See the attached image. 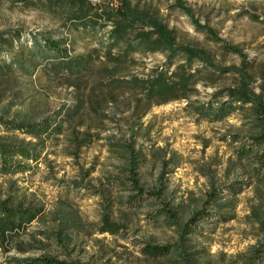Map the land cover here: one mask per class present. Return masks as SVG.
<instances>
[{"label": "rangeland", "instance_id": "obj_1", "mask_svg": "<svg viewBox=\"0 0 264 264\" xmlns=\"http://www.w3.org/2000/svg\"><path fill=\"white\" fill-rule=\"evenodd\" d=\"M83 1L92 9L77 21L52 16L34 2H0V116L41 121L57 115L60 124L41 138L43 150L31 171L0 173V198H24L44 209L16 237L33 246L32 251H0V264L41 254L77 264H264V231L256 221L264 218V183L257 182L234 198L219 192L223 196L218 202L233 201L227 211L233 218L198 221L196 234L186 240L184 260L175 252L150 256L143 250L146 244L178 245V222L202 208L211 209L206 200L213 189L250 180L244 164L235 160L238 144L232 140L258 129L248 107L213 120V113L201 117L196 103L189 106L186 99L148 103L139 81L165 67L168 75L174 73L185 56L178 53L169 62L163 52H126L133 32L120 40L111 35L119 1ZM129 4L164 23L176 46L201 49L208 56L210 63L194 58L187 65L200 78L191 100L222 102L225 90L236 87L243 74L251 79L254 92H261L264 0ZM63 38L66 43L59 46H65L69 57L85 60L84 66L67 67L60 52L46 48L48 40ZM224 44L240 54L226 51ZM22 138L29 140L20 133L0 135ZM129 141L144 154L138 164L140 186L150 192L163 186L160 202L136 197L128 185L124 144ZM132 195L134 204L128 201ZM162 206L181 220L172 225L154 219V211ZM105 220L119 230L101 233Z\"/></svg>", "mask_w": 264, "mask_h": 264}, {"label": "trees", "instance_id": "obj_2", "mask_svg": "<svg viewBox=\"0 0 264 264\" xmlns=\"http://www.w3.org/2000/svg\"><path fill=\"white\" fill-rule=\"evenodd\" d=\"M2 1L20 3L22 5H29V3L34 2L44 7L52 16L61 19L68 18L71 21L85 19L88 12L92 9V6L83 0H0V2ZM118 1L114 14L112 13L116 23L111 30V35L112 38L120 40L122 38L127 39L129 31L133 32L132 40L126 45V52L130 50H137L141 53L163 52L167 53L169 62L178 53L185 56L184 64L177 65L174 73L170 72L168 75L167 67H165V69L161 68L155 71L150 78L139 81L142 95L148 103L164 104L169 101L186 99L189 106L196 103V111L201 117H207L210 113H213L211 116L213 120L223 118L236 110L248 107L253 113V118H255L254 127L258 129L254 134L232 140L233 143L237 142L238 144L234 148L235 160L244 164V173L250 180H235L223 188L213 189L206 200V205L210 206L211 209L202 208L195 211L183 223L178 222V239L180 242L178 245L153 246L146 244L143 246V250L146 251L147 255L162 256L175 252L180 255V260H184L183 255L188 254L185 250L186 240L196 234L198 221L217 217V219L225 222L233 218V215L227 212L228 209L233 208V201L218 202V197L223 196L219 192L226 191V197L234 198L248 189L252 183H264V83L261 92L255 93L251 87V79L243 74L241 81L238 82L236 87L225 90L226 100L219 103L216 101L215 103L206 102L204 104L191 100L190 97L194 93L195 86L200 81V78L198 77V72L196 70H188L187 65H190L194 58L210 63L208 56L201 49L176 46L172 31L164 23L151 14L133 9L129 4V0ZM176 5L181 10L188 11L181 3L178 2ZM216 40L220 42V40ZM60 43H66V39L48 40L45 44L48 50L60 52L63 55V65L72 67L76 64H81L84 66L85 60L69 57L67 49L65 46L61 48L59 46ZM223 46L228 52L240 54L239 49L234 46L229 44H224ZM23 63L20 62L18 66L22 67ZM75 69L81 70L82 67ZM58 117L55 115L53 119L44 118L41 121H29L7 119L0 116V135L15 136L20 133L24 137L29 138V140L22 138L19 141L0 139V173L6 175L31 171L38 162L43 150L41 138L50 135L55 129H60ZM82 141L84 143V140ZM124 150L126 152V180L132 191H135L136 197H150L160 202L164 190L163 186L159 187L156 192H150L139 184L138 164L144 154L140 150H136L131 141L124 144ZM128 201L129 203H136L133 195L129 197ZM43 213L44 209L42 206L25 203L24 198H20L16 202L11 196L0 198V251L2 253H6L11 249H17L22 253L32 251L33 246L31 244H28L31 246V248H28L21 241L16 240V237L19 233L25 231L33 221L39 219ZM154 213V219L162 218L172 225L176 224L175 221L181 220L177 218L169 207L162 206L155 210ZM256 221L260 229L264 231V218H257ZM118 230L119 226L105 220L99 231L101 233L114 234ZM45 237L48 239L53 238L49 235H45ZM10 259L11 261L8 264H77L43 254L23 258L12 257ZM185 264L188 263L186 262Z\"/></svg>", "mask_w": 264, "mask_h": 264}]
</instances>
